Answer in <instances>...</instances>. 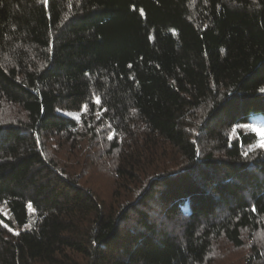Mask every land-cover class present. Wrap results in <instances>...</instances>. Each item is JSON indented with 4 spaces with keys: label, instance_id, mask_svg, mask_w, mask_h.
Masks as SVG:
<instances>
[{
    "label": "trees",
    "instance_id": "trees-1",
    "mask_svg": "<svg viewBox=\"0 0 264 264\" xmlns=\"http://www.w3.org/2000/svg\"><path fill=\"white\" fill-rule=\"evenodd\" d=\"M261 89L264 0H0V264H264Z\"/></svg>",
    "mask_w": 264,
    "mask_h": 264
},
{
    "label": "rangeland",
    "instance_id": "rangeland-1",
    "mask_svg": "<svg viewBox=\"0 0 264 264\" xmlns=\"http://www.w3.org/2000/svg\"><path fill=\"white\" fill-rule=\"evenodd\" d=\"M9 114L11 116H13L14 112L13 111L11 113L9 112ZM262 130H264V129H261L260 131H262ZM104 182H105V180H104ZM96 183L97 184L100 183V181L98 180V178L96 179ZM242 253H243V250L242 251L241 250L236 251L234 249H231V250H229V252L226 253V255H227V257H229V259H231V258L233 259V258H236L239 254H242Z\"/></svg>",
    "mask_w": 264,
    "mask_h": 264
},
{
    "label": "snow or ice",
    "instance_id": "snow-or-ice-1",
    "mask_svg": "<svg viewBox=\"0 0 264 264\" xmlns=\"http://www.w3.org/2000/svg\"><path fill=\"white\" fill-rule=\"evenodd\" d=\"M261 91H264V89H261ZM97 103H99V99H97ZM243 127L247 128L248 125H244ZM261 135H264V130L261 131ZM260 146L264 147V142H262ZM29 208H31V205H29Z\"/></svg>",
    "mask_w": 264,
    "mask_h": 264
}]
</instances>
